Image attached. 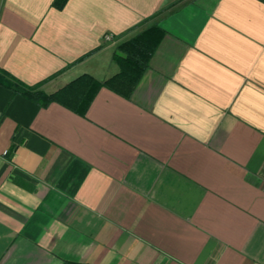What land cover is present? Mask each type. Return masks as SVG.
<instances>
[{
  "label": "crops",
  "instance_id": "0c3cea01",
  "mask_svg": "<svg viewBox=\"0 0 264 264\" xmlns=\"http://www.w3.org/2000/svg\"><path fill=\"white\" fill-rule=\"evenodd\" d=\"M0 68V264H264V0H0Z\"/></svg>",
  "mask_w": 264,
  "mask_h": 264
},
{
  "label": "trees",
  "instance_id": "16d2710c",
  "mask_svg": "<svg viewBox=\"0 0 264 264\" xmlns=\"http://www.w3.org/2000/svg\"><path fill=\"white\" fill-rule=\"evenodd\" d=\"M63 1L65 0H55V3L61 4ZM162 35L163 29L157 25H151L139 31L116 46L112 54V60L117 64L118 72L104 81H98L90 75L83 74L55 92L54 97L58 94L66 96L70 92L72 94L79 86H89L93 90L101 85L108 86L113 90L115 89L128 95L147 68L149 58L157 47ZM0 83L6 84L9 87H12L13 84L10 75L1 68ZM25 94L31 96V93L28 91H25ZM88 96L89 94H84L83 98L86 100ZM45 97L50 98L51 95Z\"/></svg>",
  "mask_w": 264,
  "mask_h": 264
},
{
  "label": "built area",
  "instance_id": "2783aa9c",
  "mask_svg": "<svg viewBox=\"0 0 264 264\" xmlns=\"http://www.w3.org/2000/svg\"><path fill=\"white\" fill-rule=\"evenodd\" d=\"M111 37H112L111 35H107V36L105 37V39H106V40H110Z\"/></svg>",
  "mask_w": 264,
  "mask_h": 264
}]
</instances>
